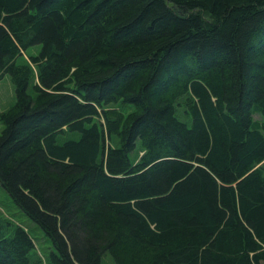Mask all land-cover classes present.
Masks as SVG:
<instances>
[{"label": "trees", "instance_id": "1", "mask_svg": "<svg viewBox=\"0 0 264 264\" xmlns=\"http://www.w3.org/2000/svg\"><path fill=\"white\" fill-rule=\"evenodd\" d=\"M7 75L0 264H264V0H0Z\"/></svg>", "mask_w": 264, "mask_h": 264}, {"label": "rangeland", "instance_id": "2", "mask_svg": "<svg viewBox=\"0 0 264 264\" xmlns=\"http://www.w3.org/2000/svg\"><path fill=\"white\" fill-rule=\"evenodd\" d=\"M40 46L30 48L24 55L23 61L29 62L30 56H36L40 53ZM16 102L15 87L10 77L7 75L0 80V112H5L14 106ZM259 120L260 117L256 116ZM3 126L0 123V134ZM0 216L9 218L18 225L27 228L35 238L37 249L44 255L52 248L50 241L47 240L40 228L34 224L16 204L12 201L9 194L0 183ZM69 250L72 251V245L68 242ZM104 264H114L111 258L107 255L104 257Z\"/></svg>", "mask_w": 264, "mask_h": 264}]
</instances>
